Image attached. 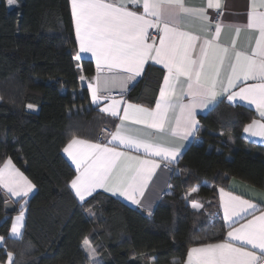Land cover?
Here are the masks:
<instances>
[{
    "label": "trees",
    "instance_id": "16d2710c",
    "mask_svg": "<svg viewBox=\"0 0 264 264\" xmlns=\"http://www.w3.org/2000/svg\"><path fill=\"white\" fill-rule=\"evenodd\" d=\"M76 50L69 0H16L14 6L0 0V167L11 159L36 188L11 214L0 192V261L12 252L14 264H180L190 247L223 240L228 227L217 190L231 178L264 189V146L242 134L255 112L223 99L200 116L151 215L103 192L79 202L69 187L76 172L62 150L73 134L103 140V129L115 121L92 106L80 76L96 71L90 60L76 59ZM163 76L149 65L128 99L153 105ZM194 200L199 210L191 207ZM22 204L24 230L13 239L11 218ZM85 238L96 263L82 248Z\"/></svg>",
    "mask_w": 264,
    "mask_h": 264
},
{
    "label": "snow or ice",
    "instance_id": "6c2138e0",
    "mask_svg": "<svg viewBox=\"0 0 264 264\" xmlns=\"http://www.w3.org/2000/svg\"><path fill=\"white\" fill-rule=\"evenodd\" d=\"M128 2L71 0L79 51L91 53L96 61L97 75L92 78L96 83L88 84L92 101L98 105L109 101L100 111L120 120L105 143H94L73 134L63 148L75 165L76 174L69 187L80 202L103 189L119 193L138 205V196L145 193L160 167L159 161L168 166L182 154L181 148L169 140L193 135L198 129L197 110L214 106L218 96L254 105L261 120H253L243 130L252 137L264 138V0H249L246 23L224 24L217 19L214 27L207 9L220 8L221 0H207L206 7L190 6L186 0H130L142 7V12L130 10ZM7 3L14 6L16 0ZM188 19L199 21L205 35L186 30ZM225 27L234 33L230 44L220 42ZM150 30L156 31L158 41ZM241 32L256 34L254 43L250 37L244 49L237 47ZM149 61L165 70L154 107L127 103L122 97L117 99L101 91V73H112L103 78L104 91L118 83L123 94L128 82L140 76ZM127 122L155 132L131 135ZM133 150L137 153L142 150L150 158L130 155ZM0 187L23 200L34 185L8 159L0 167ZM197 191L195 187L191 190ZM220 196L224 221L230 229L227 238L191 247L186 264H260L264 261V211L255 215L256 203L224 188H220ZM191 207L199 209L202 205L193 201ZM23 208L24 204L9 230L10 236L17 239L22 237ZM241 220L246 222L240 223ZM4 240L0 236V244ZM82 248L90 259L95 257V249L87 238ZM7 264H14L12 252L7 253Z\"/></svg>",
    "mask_w": 264,
    "mask_h": 264
},
{
    "label": "crops",
    "instance_id": "0c3cea01",
    "mask_svg": "<svg viewBox=\"0 0 264 264\" xmlns=\"http://www.w3.org/2000/svg\"><path fill=\"white\" fill-rule=\"evenodd\" d=\"M69 3H70V9H71V0H69ZM186 3L189 4L190 6H195V7H201V6L206 7L207 6V0H186ZM248 5H249V0H221V7L220 8H208L207 9V13L209 15V18L213 21V27H214L215 22H216L214 20L215 14L218 11H220L222 13V15L219 18V20L222 23H224V24H229V23H246V21H247ZM127 6L129 7L130 10H134V11H137V12H142L143 11L142 7H137V6L133 5L130 2V0L127 3ZM71 15H72V13H71ZM72 20H73V17H72ZM73 27H74V21H73ZM203 27L204 26L199 21H193L191 19H188L186 21V30L191 31V32H193L195 34H198L200 36H204L205 35V33L203 32ZM152 31L153 30H150L151 35H153L152 34ZM74 33H75V27H74ZM155 33H156V31H155ZM255 35L256 34L253 33V32H241L240 35H239V37L237 38V47L238 48H242V49L247 48V46L249 44V38L252 37L253 38L252 39V42L254 43V37H255ZM153 36H157V33H156V35H153ZM233 37H234L233 31L231 29L225 27L223 29L222 33H221L220 42L221 43H224V44H230L231 41H232V39H233ZM75 38H76V35H75ZM157 41H158V36H157ZM76 44H77L76 57L77 56L80 57L79 59H77V58L76 59L79 60V61L80 60H90L92 62V64H93L94 68H95V71H96L95 75H93V76L81 75L85 79L84 80H81L80 79V82H81V84L83 86H86L87 89H88V84L90 82L93 83V84L96 83V81H94L92 79L94 76L97 75L96 61H95V58L91 56V53H81L79 51V45H78L77 40H76ZM149 65H152V66L161 68L164 71V73H165V70L163 69V66L162 65H158V64H155L153 61H149L145 65L142 74L140 76L136 77L134 80L128 82L127 87L124 90L123 94L121 92V88L119 87V84L118 83L116 85H109V88L108 89L109 90H116V91H118L120 93V96L119 97H116V98L117 99H121V97H122V100L123 101H126L127 103H131V104H134V105H140V106H143V107H149V108L150 107H154L155 106V103L153 105H146V104L136 103V102L130 101L128 99V97H127V92H128V89H129L130 85H132L138 79H140L141 77H143V75L145 73V70H146V68ZM111 75H112V73H107V72L101 73V76H102L101 87H103V78L104 77L111 76ZM162 82H163V79L161 81L160 86L162 85ZM248 83H253V81H248ZM236 90H238V89H232V91H236ZM88 92H89L90 102H91L92 106H97L100 109V108L104 107L107 103H109V101H102L99 105L93 103L92 98H91L90 91L88 90ZM158 94H159V91L157 93V97H158ZM223 99H225L227 102H229V103H231L233 105H237L238 104V105H242V106H245V107L253 110L255 112V114H256V117H255L254 120H261V117L259 116V113L256 110L255 106L248 104L247 101H239V100H237L235 102H230V101L227 100L226 96H218L217 97V100H216V102L214 104V106H209L207 108L198 109L197 110L196 119L198 121V129H197V131L193 135L189 136L187 139H170L169 140V142L171 144H173L174 146H179L181 148V153H182L181 156L175 162H173L172 164H170V166L173 167V166L177 165V163L181 159L182 155L185 153V151L188 149L190 143L193 141L195 135L197 134V132H198V130L200 128V122H199L200 116L206 115L211 109H213L218 104L219 101H221ZM123 107H124V103L121 104V115L123 114V111H122ZM102 113H104V112H102ZM104 114L107 117L113 119L115 121V124H114V126L111 129L104 128L103 129V132H102V138H103V140L101 139V140H97V141H92L94 143H105L107 140H110L111 139V133L115 131L116 125L120 123L119 118L112 117L108 113H104ZM262 122H264V121H262ZM127 123H128L129 128L131 129V133H130L131 135L142 134L143 131H148V132H153V133L155 132V130H146V129H144V126L143 125H135V124H132L131 122H127ZM250 123H248V124H250ZM105 129L106 130H109V132H105L104 131ZM138 129L141 130V133H138L137 132ZM242 134H243V137L245 139H247L248 141L253 142L255 144H259V145H263L264 146V138H261V137H252L248 133H245L244 130H243ZM81 139H83V138H81ZM121 150H125V149L121 148ZM62 153H63L64 157L68 160V162L71 164V166L75 169V165L72 163L71 159L67 156V154L64 153L63 150H62ZM130 155H133V156L139 155V156H141V158H150V157L145 156L142 150L139 153H137L134 150L133 151H130ZM155 159H157L159 161V158H155ZM12 163H13V165L17 169H19L25 175V173L20 168H18L13 161H12ZM159 163H160V167L156 170L155 175L153 176L151 182L149 183V185H148L145 193L143 194L142 197L141 196H138V199L140 200V203L138 205L137 204H133L131 201L125 199L122 196H120L119 193L113 194V193H110V192H105L103 189H97L96 192L93 193V195L96 194V193H98V192L106 193V194H108L110 196H113V197H115L117 199H120L121 201H123L125 204H127L130 207L143 210L147 214L151 215L154 212V210H155L156 206L158 205V203L160 202V194L162 192H168L169 186H170V180H171V176H172V174H170L164 168V165H165L166 162L159 161ZM3 164H2V166H3ZM224 189H225V191L232 192V194H234V195L241 196L243 199H247V200H250V201L256 203L258 205V209L254 213L255 215H259L261 211H264V189H261V188H258L256 186H253V185H251L249 183H246V182H244V181H242L240 179H237V178H231L230 181H229V183H228V186L226 188H224ZM35 191H36V188L34 186V188L32 189V191L24 199L30 198L35 193ZM0 192H3L8 197L9 201H11L14 204H16V208H18V204L22 200L21 198H19V197H12L11 194L8 193L7 190L6 189H3L2 187H0ZM217 196H218V201H219V206H220V209H221L222 217H223V220H224V211H223V207L221 206L220 188L217 190ZM90 197L91 196L86 197L85 201L87 199H89ZM76 199L78 200L77 197H76ZM19 214H20V212H17V213H15L12 216L11 223H10V228H11V225H12L13 220ZM250 218H251V216L247 217L246 219H250ZM244 222H246V220H241L240 221V223H244ZM224 223L228 227V225L226 224L225 221H224ZM24 225H25V213H24V220H23V228L21 229V232L22 233H23V230H24ZM238 226L239 225H236V227H238ZM10 228H9V230H10ZM229 230L230 229L228 227L227 232ZM227 232H226V234H227ZM226 234H225V238L224 239L227 238V235ZM9 236H10V234H9ZM11 238L17 239V238H14V237H11ZM213 243H215V242H213ZM236 243H239V242H236ZM195 246H199V245H194L192 247H195ZM3 247H4V242L2 244H0V250ZM247 247L250 248V246H247ZM13 258H14V256H13ZM186 258H187V255H186L185 259L183 260V262L180 263V264H186ZM91 261L93 262L92 259H91ZM0 264H7V255H6L5 261H3V262L0 261ZM260 264H264V261H261Z\"/></svg>",
    "mask_w": 264,
    "mask_h": 264
},
{
    "label": "built area",
    "instance_id": "2783aa9c",
    "mask_svg": "<svg viewBox=\"0 0 264 264\" xmlns=\"http://www.w3.org/2000/svg\"><path fill=\"white\" fill-rule=\"evenodd\" d=\"M221 15H222V13H221L220 11L216 12L214 20L216 21L217 19H219V18L221 17ZM152 34H153V35H156V33H155L154 30L152 31ZM101 91H103L105 95H110V96H112V97H114V98L120 96V93H119L118 91H116V90H109V89H108L107 91H104V87H101ZM104 131H105V132H109V130H106V129H105ZM164 168H165L170 174H173V172H174V168H173L172 166H170V165L165 166V165H164ZM166 193H167V192H162V193L160 194V200L163 199V198L165 197Z\"/></svg>",
    "mask_w": 264,
    "mask_h": 264
},
{
    "label": "water",
    "instance_id": "95a60500",
    "mask_svg": "<svg viewBox=\"0 0 264 264\" xmlns=\"http://www.w3.org/2000/svg\"><path fill=\"white\" fill-rule=\"evenodd\" d=\"M16 210V204H14L13 202L7 200L5 203V213L6 214H11L14 213Z\"/></svg>",
    "mask_w": 264,
    "mask_h": 264
},
{
    "label": "rangeland",
    "instance_id": "374dc122",
    "mask_svg": "<svg viewBox=\"0 0 264 264\" xmlns=\"http://www.w3.org/2000/svg\"><path fill=\"white\" fill-rule=\"evenodd\" d=\"M33 111H37V107H35V106H33V108H31ZM195 202H199V201H197V200H194ZM193 202V201H192ZM191 202V203H192ZM200 203V202H199ZM201 204V203H200ZM202 205V204H201ZM200 209V208H199ZM199 209H197V210H199ZM90 243V242H89ZM91 246V245H90ZM92 247V246H91ZM93 260V262L94 263H96L97 261H99L100 260V258H99V256L95 253V257L92 259Z\"/></svg>",
    "mask_w": 264,
    "mask_h": 264
}]
</instances>
